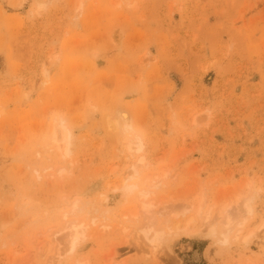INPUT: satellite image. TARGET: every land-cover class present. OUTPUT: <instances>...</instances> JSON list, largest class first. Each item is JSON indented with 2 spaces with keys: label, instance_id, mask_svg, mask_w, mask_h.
I'll list each match as a JSON object with an SVG mask.
<instances>
[{
  "label": "rangeland",
  "instance_id": "obj_1",
  "mask_svg": "<svg viewBox=\"0 0 264 264\" xmlns=\"http://www.w3.org/2000/svg\"><path fill=\"white\" fill-rule=\"evenodd\" d=\"M263 226L264 0H0V264H264Z\"/></svg>",
  "mask_w": 264,
  "mask_h": 264
},
{
  "label": "bare ground",
  "instance_id": "obj_2",
  "mask_svg": "<svg viewBox=\"0 0 264 264\" xmlns=\"http://www.w3.org/2000/svg\"><path fill=\"white\" fill-rule=\"evenodd\" d=\"M51 133H52V139L54 141L57 140V133L56 130L54 129V127H52L51 129ZM63 141L68 142V132L65 131V135L63 137ZM145 144L139 140L138 138L135 139L134 142L130 141L129 145H128V150H130L133 153H138V152H142L144 150ZM143 156L139 157L138 159V164L142 165L143 164ZM138 166V165H137ZM136 165L132 166L133 168V172L136 175H139V169L137 168ZM150 194L149 190L146 189H142L137 193V200L139 202V206L135 208V210H133L132 212H129V214H124L125 217H129V218H137L139 217L141 214L144 213H151V207H152V203L151 202H147L146 199L148 198ZM247 205V204H246ZM250 207V206H249ZM191 208H189L190 210ZM165 210V209H164ZM188 210V209H187ZM195 211V210H194ZM249 211V210H248ZM168 212V211H167ZM202 212V204L199 203L196 207V212L195 214L197 216H200ZM164 213V212H163ZM162 215V214H161ZM169 215V214H168ZM210 213L209 211L204 215V220L206 222H208ZM64 217L66 218L67 215H64ZM167 217V216H166ZM194 221L193 216H190L187 220L186 225L184 226V229L181 228V230L183 229L184 232H188V231H194L191 227H190V223ZM222 224L224 225V231L221 233L222 234V240L224 242L228 241V239L231 236L232 231H234L235 229V221L234 218H231L227 212L225 213L224 217L221 219ZM208 224V223H207ZM243 222H239L238 223V229H236V235H234V238L237 239V233L241 230ZM209 226V225H208ZM264 227V226H263ZM214 225H211L209 227V230H214ZM197 229V228H196ZM64 231V236H62V238H66L67 240V244L69 245L68 249H74L76 247V245L83 239L85 238V227L82 224V222H78L76 220H69L65 223L63 229ZM252 234V232H249L248 235ZM144 235L146 236V239L149 241V243L155 247L159 244L161 237H162V232L160 230H155L153 228H150L149 230H147L146 232H144ZM246 237L243 238V240H245ZM65 241V240H64Z\"/></svg>",
  "mask_w": 264,
  "mask_h": 264
}]
</instances>
